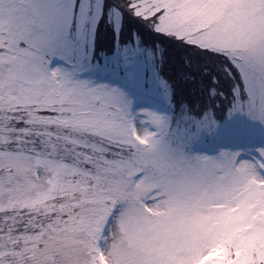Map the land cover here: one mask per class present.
Segmentation results:
<instances>
[{"label": "snow or ice", "instance_id": "obj_1", "mask_svg": "<svg viewBox=\"0 0 264 264\" xmlns=\"http://www.w3.org/2000/svg\"><path fill=\"white\" fill-rule=\"evenodd\" d=\"M0 264H264V0H0Z\"/></svg>", "mask_w": 264, "mask_h": 264}]
</instances>
